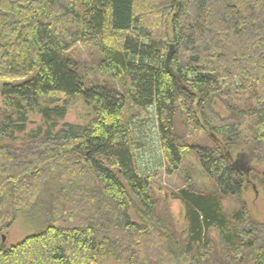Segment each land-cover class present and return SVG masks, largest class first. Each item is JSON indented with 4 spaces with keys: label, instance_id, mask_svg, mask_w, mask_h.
I'll list each match as a JSON object with an SVG mask.
<instances>
[{
    "label": "trees",
    "instance_id": "obj_1",
    "mask_svg": "<svg viewBox=\"0 0 264 264\" xmlns=\"http://www.w3.org/2000/svg\"><path fill=\"white\" fill-rule=\"evenodd\" d=\"M168 38L174 53L166 66ZM88 41L99 45V69L124 80L122 92L84 85L67 53ZM234 79L258 102L252 131L262 143L264 0H0V95L5 109L17 111L15 120L0 117V233L30 211L59 171L46 228L1 245L0 264H264V226L244 207L233 216L240 234H222L218 197L193 188L175 198L187 222L178 240L156 215L149 178L138 174L134 157L130 123L153 109L165 172L176 173L187 150L175 132L180 113L212 141L192 149L218 196H239L244 175L224 151L237 145L239 126L213 109ZM49 96L78 98L95 117L16 145L23 102L46 121L65 117V108L38 106ZM211 229L220 234L218 249L207 239Z\"/></svg>",
    "mask_w": 264,
    "mask_h": 264
},
{
    "label": "rangeland",
    "instance_id": "obj_2",
    "mask_svg": "<svg viewBox=\"0 0 264 264\" xmlns=\"http://www.w3.org/2000/svg\"><path fill=\"white\" fill-rule=\"evenodd\" d=\"M171 44L170 38H168L167 45ZM67 57L77 67L86 87L98 85L117 92L123 91L124 80L113 79L99 69L101 54L97 42L78 43L67 53ZM3 83L0 81V89ZM224 91L229 94L228 98L217 97L214 100L213 109L220 118L238 124L240 131L237 145L224 146V151L228 153L231 163L240 157L243 161H247L246 166L250 168L248 174L242 172L245 184L241 194L237 197L218 196L219 193L213 182L200 167L198 157L192 148L212 145V141L209 140L204 129L191 130L186 118L180 113H176L175 132L187 150L184 153L180 169L172 175H167L164 169L154 110L149 109L147 119L134 120L130 123L135 142L134 157L138 174L149 178V196L154 201L155 213L157 216L167 219L178 240H185L187 222L185 207L180 200L175 198L180 190L186 188H193L201 194L218 197L221 213L226 220L225 229L221 231L224 235L240 234L242 224L234 220L233 216L244 207L251 220L264 226V142L260 143L255 140L252 131L255 119L251 114L253 109L258 108V102L251 98L250 88H247L238 79L232 80ZM256 92L260 93L258 90ZM226 102L229 105H226ZM22 105L21 112L25 113L26 119L25 130L22 133L14 132L13 137L16 138V145L29 141L31 144L35 137L43 138L47 133L51 137H57L66 125L86 126L95 117L92 108L78 98L49 96L38 99L40 108H65L66 113L62 120L46 121L39 114L38 109L29 108L25 102ZM4 114L15 120L17 111L5 109L0 95V117H3ZM58 177L59 171H54L50 176L46 190L30 211L18 214L10 228L0 233V246L9 248L46 228L50 219L49 203L52 194L57 190ZM135 209H131L129 215L131 219L137 221L138 216ZM207 239L211 243L210 246L215 249H218L222 244L220 234L215 229L208 232ZM105 264L119 263L110 259Z\"/></svg>",
    "mask_w": 264,
    "mask_h": 264
},
{
    "label": "water",
    "instance_id": "obj_3",
    "mask_svg": "<svg viewBox=\"0 0 264 264\" xmlns=\"http://www.w3.org/2000/svg\"><path fill=\"white\" fill-rule=\"evenodd\" d=\"M173 53H174V45L171 44V45H169L168 52L166 54V59H165L166 66H168L169 61H170ZM246 164H247V161H243L240 157H237L236 160H234L231 163V168L235 172H244V173L248 174L250 172V168L247 167ZM2 240L4 241V239H2Z\"/></svg>",
    "mask_w": 264,
    "mask_h": 264
}]
</instances>
